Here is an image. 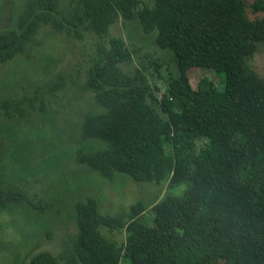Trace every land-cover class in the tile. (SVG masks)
Instances as JSON below:
<instances>
[{"label":"trees","instance_id":"1","mask_svg":"<svg viewBox=\"0 0 264 264\" xmlns=\"http://www.w3.org/2000/svg\"><path fill=\"white\" fill-rule=\"evenodd\" d=\"M142 1L70 0L61 9L58 0H27L0 30V65L36 45L43 26L101 39L119 17L138 20L145 34L157 32L156 46L177 60L158 99L159 88L145 76L136 84L120 71L131 60L122 39L97 45L81 90L103 112L85 115L80 136L105 147L78 152L76 162L107 179L185 184L183 195L165 196L153 209L164 220L150 225L138 218L145 211L139 202L125 218L102 215L94 199L79 202L77 234L58 259L41 252L28 264H264V79L251 66L264 42V15L250 19L244 0ZM253 9L264 13V1ZM193 69L212 70L218 85L192 88ZM62 87L60 77L50 90ZM1 110L8 119L25 116L18 100L1 102ZM16 206L47 209L22 188L4 186L0 175V208ZM102 229H125L124 245Z\"/></svg>","mask_w":264,"mask_h":264},{"label":"rangeland","instance_id":"2","mask_svg":"<svg viewBox=\"0 0 264 264\" xmlns=\"http://www.w3.org/2000/svg\"><path fill=\"white\" fill-rule=\"evenodd\" d=\"M26 1L0 0V30L12 26ZM254 1L244 0L250 19L264 15L254 11ZM69 2L58 0L61 9ZM142 5L151 3L143 0ZM156 36L157 32L145 34L138 20L121 17L101 39L92 31H84L82 38H77L43 26L36 45L0 65V103L18 100L25 109L24 117L14 119L0 111L1 181L4 186L22 188L47 206L43 214L28 207L0 208V264H28L41 252L58 259L77 234L75 205L79 202L94 199L102 215L120 218L139 202L145 211L138 218L150 225L164 220L153 209L165 196L183 195L185 184L137 183L123 174L107 179L76 162L78 152L105 147L100 140H83L80 136L85 115L103 112L94 95L81 90L97 45L122 39L131 51V60L122 64L120 71L136 84L141 75L145 76L151 89L159 88L155 95L160 99L167 78L177 72V60L172 52L156 46ZM251 66L258 78L264 79V42L258 45ZM187 76L194 89L203 83H219L212 70L193 69ZM60 77L63 87L52 92L50 85ZM102 232L110 242L124 245L125 229ZM127 263L124 258L120 262Z\"/></svg>","mask_w":264,"mask_h":264}]
</instances>
